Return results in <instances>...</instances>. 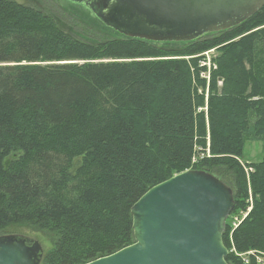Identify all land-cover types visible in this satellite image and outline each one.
<instances>
[{"label": "trees", "instance_id": "trees-1", "mask_svg": "<svg viewBox=\"0 0 264 264\" xmlns=\"http://www.w3.org/2000/svg\"><path fill=\"white\" fill-rule=\"evenodd\" d=\"M259 48L264 6L192 41H99L0 0V235L43 233L41 264L89 263L133 244L132 206L194 169L230 180L246 212L227 220L228 264L264 255V158L244 162L264 140Z\"/></svg>", "mask_w": 264, "mask_h": 264}, {"label": "water", "instance_id": "water-1", "mask_svg": "<svg viewBox=\"0 0 264 264\" xmlns=\"http://www.w3.org/2000/svg\"><path fill=\"white\" fill-rule=\"evenodd\" d=\"M96 1V16L105 25L152 42L192 41L228 30L264 6V0ZM234 206L233 189L215 175L176 174L132 206L135 242L86 264H228L223 236ZM43 256L38 240L0 235V264H41Z\"/></svg>", "mask_w": 264, "mask_h": 264}, {"label": "rangeland", "instance_id": "rangeland-1", "mask_svg": "<svg viewBox=\"0 0 264 264\" xmlns=\"http://www.w3.org/2000/svg\"><path fill=\"white\" fill-rule=\"evenodd\" d=\"M20 4L41 9L47 15H51L59 24L62 30L72 33L77 38H91L95 40H106L114 37H120L121 34L114 29L111 30L107 25H104L97 16L91 12L86 5H79L69 2L67 0H14ZM170 45V44H169ZM217 55V51L210 50L206 52L207 64L210 66V60ZM256 67L264 77V52L261 48L258 49ZM264 158V140L247 141L246 154L244 162H257ZM198 158L193 160L197 162ZM226 184L231 185L230 180H224ZM233 191L235 190L234 186ZM246 215L245 211L234 213L228 217L232 229L241 221ZM19 235L27 236L31 239L38 240L44 248V255L46 252L52 250L53 245L51 241L40 232H35L30 229H20L16 232ZM246 264H250L251 260L264 259V255L255 251L239 255ZM44 258V256H43ZM43 260V259H42Z\"/></svg>", "mask_w": 264, "mask_h": 264}, {"label": "flooded vegetation", "instance_id": "flooded-vegetation-1", "mask_svg": "<svg viewBox=\"0 0 264 264\" xmlns=\"http://www.w3.org/2000/svg\"><path fill=\"white\" fill-rule=\"evenodd\" d=\"M67 1L79 4V5H86L91 10V12L94 13L95 15L97 14L98 8H100V6L98 7V3L96 0H81V1L67 0Z\"/></svg>", "mask_w": 264, "mask_h": 264}, {"label": "built area", "instance_id": "built-area-1", "mask_svg": "<svg viewBox=\"0 0 264 264\" xmlns=\"http://www.w3.org/2000/svg\"><path fill=\"white\" fill-rule=\"evenodd\" d=\"M257 262L259 263V264H262V263H264V259H259V260H257Z\"/></svg>", "mask_w": 264, "mask_h": 264}, {"label": "bare ground", "instance_id": "bare-ground-1", "mask_svg": "<svg viewBox=\"0 0 264 264\" xmlns=\"http://www.w3.org/2000/svg\"><path fill=\"white\" fill-rule=\"evenodd\" d=\"M189 170H194V169H189Z\"/></svg>", "mask_w": 264, "mask_h": 264}]
</instances>
